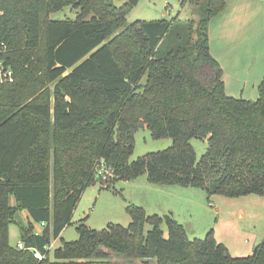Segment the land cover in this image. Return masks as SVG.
<instances>
[{
	"label": "trees",
	"instance_id": "16d2710c",
	"mask_svg": "<svg viewBox=\"0 0 264 264\" xmlns=\"http://www.w3.org/2000/svg\"><path fill=\"white\" fill-rule=\"evenodd\" d=\"M180 2L194 17L125 24L127 1L0 0V69L12 74L0 82V264H264V240L232 256L211 231L190 239L176 219L133 203L127 226L78 222V238L49 258L100 164L112 170L98 176L107 187L145 173L208 195L264 193V78L254 100L227 94L207 35L225 1ZM65 6L74 19L50 18ZM142 127L172 144L130 161ZM192 138L207 142L199 160ZM12 223L29 248L10 244Z\"/></svg>",
	"mask_w": 264,
	"mask_h": 264
},
{
	"label": "rangeland",
	"instance_id": "374dc122",
	"mask_svg": "<svg viewBox=\"0 0 264 264\" xmlns=\"http://www.w3.org/2000/svg\"><path fill=\"white\" fill-rule=\"evenodd\" d=\"M128 0H114L117 6ZM226 8L208 25V45L223 70L225 90L235 97L254 100L257 85L264 78V0H224ZM179 19L194 17L190 2L180 0H138L127 14L126 22L145 19ZM51 19H74L75 10L65 6L52 12ZM220 23L222 25H220ZM212 24V25H211ZM211 25V26H210ZM2 76L1 83H10ZM172 138H153L147 127L134 134V149L130 161L149 153L165 149ZM199 160L207 149L202 139L190 140ZM89 184L77 202L71 223L60 235L51 240L47 251L50 260L56 261L53 251L64 241L76 240L78 222L101 230L110 223L127 226L130 216L126 205L133 203L144 208L147 214L168 215L184 227L190 239H203L211 231L216 241L223 243L232 256L251 255L264 240V193H248L239 196L208 195L199 187L176 184H153L147 175L131 180H117L109 187L102 186L98 175ZM110 184V183H109ZM11 203L14 202L11 198ZM151 226L145 224V230ZM37 230L40 227L37 226ZM167 233L165 224L162 225ZM20 241L16 224L9 226V242L16 246ZM61 264H70L63 262ZM74 264H109L107 259L90 262L78 259Z\"/></svg>",
	"mask_w": 264,
	"mask_h": 264
},
{
	"label": "built area",
	"instance_id": "2783aa9c",
	"mask_svg": "<svg viewBox=\"0 0 264 264\" xmlns=\"http://www.w3.org/2000/svg\"><path fill=\"white\" fill-rule=\"evenodd\" d=\"M0 75H1V77L4 76L5 78L12 80V74H11V71H9V70L3 71L2 69H0ZM111 173H112V170L109 168H106L105 165H103V164H100V168H98L96 171V174L98 176H101L102 179H108V177L111 176ZM18 246L24 247L22 242H19ZM34 254L36 257L41 259V255L39 254V252H35Z\"/></svg>",
	"mask_w": 264,
	"mask_h": 264
},
{
	"label": "crops",
	"instance_id": "0c3cea01",
	"mask_svg": "<svg viewBox=\"0 0 264 264\" xmlns=\"http://www.w3.org/2000/svg\"><path fill=\"white\" fill-rule=\"evenodd\" d=\"M225 8H226V7H225ZM225 8H224V9H225ZM224 9H223V10H224ZM223 10H222V11H223ZM222 11H221L220 13H218L216 16L212 17V18L210 19L209 23H210L213 19H215L216 17H218L220 14H222ZM209 23H208V25H209ZM211 25H212V24H211ZM211 25H210V26H211ZM220 25H222V24L220 23ZM208 32H209V31L207 30V35H208ZM208 42H209V41H208ZM212 56H213V55H212ZM213 57H214V56H213ZM214 58H215V57H214ZM216 59H217V58H216ZM217 60H218V59H217ZM218 62H219V60H218ZM219 63H220V62H219ZM223 81H224V80H223ZM224 85H225V82H224ZM225 91H226V90H225ZM226 93H227V92H226ZM227 94H228V93H227ZM229 95H230V94H229ZM21 215H22L24 218H26V217H27V212H26L25 210H22V211H21ZM12 224H13V223H12ZM9 226H10V225H9ZM19 236H20V234H19ZM19 242H21V239H20Z\"/></svg>",
	"mask_w": 264,
	"mask_h": 264
},
{
	"label": "water",
	"instance_id": "95a60500",
	"mask_svg": "<svg viewBox=\"0 0 264 264\" xmlns=\"http://www.w3.org/2000/svg\"><path fill=\"white\" fill-rule=\"evenodd\" d=\"M127 2H129L131 5H135V4H137L138 0H128ZM24 247L25 248H29L30 247V245H29V243L27 241L24 242Z\"/></svg>",
	"mask_w": 264,
	"mask_h": 264
}]
</instances>
